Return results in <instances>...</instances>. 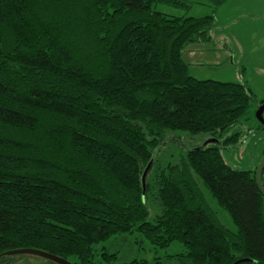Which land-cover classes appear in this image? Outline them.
I'll list each match as a JSON object with an SVG mask.
<instances>
[{
	"label": "trees",
	"instance_id": "16d2710c",
	"mask_svg": "<svg viewBox=\"0 0 264 264\" xmlns=\"http://www.w3.org/2000/svg\"><path fill=\"white\" fill-rule=\"evenodd\" d=\"M227 1L206 0L213 14ZM156 5L189 9L183 0H0V264H54L4 255L18 249L114 264L98 245L135 232L154 249L178 245L166 264H264L255 171L232 170L215 145L158 160L171 133L236 145L239 133L224 135L251 95L188 75L185 50L211 40L214 15L167 16Z\"/></svg>",
	"mask_w": 264,
	"mask_h": 264
},
{
	"label": "rangeland",
	"instance_id": "374dc122",
	"mask_svg": "<svg viewBox=\"0 0 264 264\" xmlns=\"http://www.w3.org/2000/svg\"><path fill=\"white\" fill-rule=\"evenodd\" d=\"M189 9L164 5L154 6V11L167 16L185 18H204L214 15V24L209 31L208 42L189 46L183 55L188 65V75L200 80L245 85L251 95L248 110L240 123L224 137L239 133L240 140L234 146H222L223 137L217 139L195 137L186 133H171L161 144L158 160L162 163L177 162L188 150L203 146L209 140L220 149L225 164L234 171L256 172L264 150V131H258L256 113L264 101V0H228L215 11L206 0H183ZM264 116V115H263ZM178 137L177 139H174ZM212 209L217 213L221 224L235 230L230 217L217 205L201 181L194 176ZM264 186V172L261 177ZM149 221L159 214L153 198L146 202ZM264 216V200L262 202ZM116 255L114 264H126L131 260H143L147 264H166L165 257L176 254L178 245L165 249H154L141 235L133 233L111 239L99 244Z\"/></svg>",
	"mask_w": 264,
	"mask_h": 264
},
{
	"label": "water",
	"instance_id": "95a60500",
	"mask_svg": "<svg viewBox=\"0 0 264 264\" xmlns=\"http://www.w3.org/2000/svg\"><path fill=\"white\" fill-rule=\"evenodd\" d=\"M264 112V104L259 108V110L256 113V119L260 124L264 123V119L262 117V113ZM217 143V141L215 140H209L208 142H206L205 144H203V147L207 146V145H212ZM150 167V164L147 166L146 170L143 172L142 175V187H143V194L145 192V179H146V175H147V171ZM264 170V153L261 157L260 163L258 165V168L255 172V181L258 187V190L261 193V196L264 198V186L261 182V177H262V172ZM5 256H32V257H36V258H40L46 261H49L51 263L54 264H72L64 259H61L57 256H53L51 254L39 251V250H33V249H18V250H12V251H8L4 254Z\"/></svg>",
	"mask_w": 264,
	"mask_h": 264
},
{
	"label": "flooded vegetation",
	"instance_id": "af4514ba",
	"mask_svg": "<svg viewBox=\"0 0 264 264\" xmlns=\"http://www.w3.org/2000/svg\"><path fill=\"white\" fill-rule=\"evenodd\" d=\"M262 102H263V103H262ZM262 102H261V103H262L261 106L264 104V101H262ZM261 106H260V107H261ZM263 115H264V112L262 113V117H263V119H264V116H263ZM257 122H258V121H257ZM258 125H262V126H264V123H263V124H260V123L258 122Z\"/></svg>",
	"mask_w": 264,
	"mask_h": 264
},
{
	"label": "crops",
	"instance_id": "0c3cea01",
	"mask_svg": "<svg viewBox=\"0 0 264 264\" xmlns=\"http://www.w3.org/2000/svg\"><path fill=\"white\" fill-rule=\"evenodd\" d=\"M194 45H198V44H194ZM191 46H192V45H191ZM186 51H187V50H186ZM186 51H185V53H186ZM185 53H184V54H185ZM182 58H183V57H182ZM184 62H185V61H184ZM185 63H186L189 67L191 66V62L188 61V62H185Z\"/></svg>",
	"mask_w": 264,
	"mask_h": 264
}]
</instances>
